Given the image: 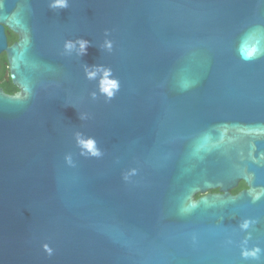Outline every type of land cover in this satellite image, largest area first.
Listing matches in <instances>:
<instances>
[{
    "label": "water",
    "instance_id": "1",
    "mask_svg": "<svg viewBox=\"0 0 264 264\" xmlns=\"http://www.w3.org/2000/svg\"><path fill=\"white\" fill-rule=\"evenodd\" d=\"M52 2L0 0V264H264V0Z\"/></svg>",
    "mask_w": 264,
    "mask_h": 264
},
{
    "label": "clouds",
    "instance_id": "2",
    "mask_svg": "<svg viewBox=\"0 0 264 264\" xmlns=\"http://www.w3.org/2000/svg\"><path fill=\"white\" fill-rule=\"evenodd\" d=\"M67 0H53V2L49 5L50 8L53 9H62L66 8ZM12 40L9 43V47H11L13 44H16L20 42V39L15 34H12ZM88 47V42L84 40H77L75 42L73 41H66L64 44V49L66 52H71L74 49L77 51L78 55H85L86 54V48ZM105 48L110 49L111 43L105 42L104 45ZM249 56L252 55L251 52L248 53ZM0 64H3L5 69L7 67L5 56L3 53H0ZM101 69L95 68L92 71H86V78L92 79L97 71H100ZM111 75L110 70H103V79L100 81V91L103 93L108 99H111L115 93L116 90H118V82L116 80H109L108 77ZM13 79L12 74L9 76V84H11V81ZM0 91H3V94L9 98V99H21L26 100L30 95V89L24 88L21 89L18 86H12L10 89L5 87L2 79V75H0ZM78 145L85 149L92 157H98L100 156V152L95 147V141L92 139L83 140V139H77ZM247 184L244 181H241V183L237 186L236 189L233 190V196L237 195L238 193L242 191L247 190ZM242 230H246L249 227V222L244 221L240 225ZM43 251L51 256L52 250L47 246H43ZM261 253V249L259 247H254L252 249L242 248L240 252V257L243 260H257L259 258V255Z\"/></svg>",
    "mask_w": 264,
    "mask_h": 264
},
{
    "label": "flooded vegetation",
    "instance_id": "3",
    "mask_svg": "<svg viewBox=\"0 0 264 264\" xmlns=\"http://www.w3.org/2000/svg\"><path fill=\"white\" fill-rule=\"evenodd\" d=\"M12 34H15L20 39L19 33L16 32L15 30L11 29L10 26L8 25L7 21L0 20V53L4 54L6 64H7L6 69H5L3 64H0V75H2V79H3V83H4L5 87H7L9 89L12 86H15L12 81H11V84H9V76L11 74L10 61H9V48H10L9 43L13 38ZM13 45H15V44H13ZM236 188H233V190ZM233 190H231V194L233 193Z\"/></svg>",
    "mask_w": 264,
    "mask_h": 264
},
{
    "label": "trees",
    "instance_id": "4",
    "mask_svg": "<svg viewBox=\"0 0 264 264\" xmlns=\"http://www.w3.org/2000/svg\"><path fill=\"white\" fill-rule=\"evenodd\" d=\"M212 192H214V191H212ZM197 197H199V196H197Z\"/></svg>",
    "mask_w": 264,
    "mask_h": 264
}]
</instances>
